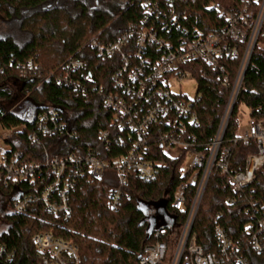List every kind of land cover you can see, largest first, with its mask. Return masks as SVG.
Wrapping results in <instances>:
<instances>
[{
  "label": "built area",
  "instance_id": "built-area-1",
  "mask_svg": "<svg viewBox=\"0 0 264 264\" xmlns=\"http://www.w3.org/2000/svg\"><path fill=\"white\" fill-rule=\"evenodd\" d=\"M167 12L157 3L142 4L143 17L130 23L116 37L105 40L92 37L87 46L95 57L108 62L110 67L107 87L98 86L102 108L109 114L107 128L98 135L95 148L76 151L64 148L59 141L75 142L76 130L52 108L39 111L31 119L28 139L41 147L42 159L28 162L20 151H13V137L26 125L4 129L0 127V197L8 204L9 214L24 215L32 205L56 217L70 214L68 197L75 188L76 179L94 180L110 167L118 187L108 197L107 206L114 210L122 201V188L127 174L138 180H155L168 161L180 162V183L172 196L171 207L184 214L179 228L160 227L153 231V243L142 247L135 264H250L248 252L264 254V212L250 215L253 222L243 226L238 239L227 236L224 229L213 228L214 250L206 252L197 245L192 233L207 182L211 174L223 177L229 174L230 151L221 148L223 132L231 105L235 102L245 69L255 47L264 53V0H209L206 8L213 12L207 30L181 28L174 36L162 37L157 22L166 33V15L179 27L171 0L166 1ZM239 59L238 70L230 84L226 63ZM200 62L218 72L222 89L229 91L227 105L220 126L211 143L204 150L195 147L188 126L196 123L193 98L172 93L169 82L189 76L184 66ZM64 81L86 93L77 75L91 84L86 63L72 59L62 67ZM73 75V79L71 77ZM59 80V78H56ZM227 119V120H226ZM129 145L125 154L108 158L110 144ZM54 140L47 146L44 141ZM244 147L254 146L255 152L245 157L243 168L230 177L231 194L225 202L235 205L242 191L250 186L255 172L264 164V121L248 119L240 126L237 138ZM64 150V154L50 155ZM193 185L191 196L187 193ZM26 187V188H24ZM244 213H250L243 207ZM7 225L0 230V236ZM38 264H80L77 246L71 241L55 237L50 232L36 233L31 239ZM13 253L0 242V264H8Z\"/></svg>",
  "mask_w": 264,
  "mask_h": 264
},
{
  "label": "trees",
  "instance_id": "trees-1",
  "mask_svg": "<svg viewBox=\"0 0 264 264\" xmlns=\"http://www.w3.org/2000/svg\"><path fill=\"white\" fill-rule=\"evenodd\" d=\"M55 0H0V17L20 18L19 29L30 36L22 43L13 37L0 38V127L11 129L22 124L26 128L13 137L12 150L20 151L28 162L42 159L41 147L31 144L28 134L31 119L43 109L52 108L76 130L75 142L59 141L64 148L86 151L98 144V135L107 128L109 114L102 108V97L98 86L107 87L110 67L108 62L97 59L87 44L94 36L110 40L122 32L128 24L137 23L143 17L144 2L157 3L167 12L168 0H126L118 10L116 21L105 10L89 12L82 3L74 1L79 10L75 16L58 6L42 8ZM179 27L172 25L166 15L165 24L171 28L166 33L157 22V32L162 37H175L195 28L207 30L213 12L206 6L209 0H171ZM34 10L22 17L21 10ZM177 37L173 38V41ZM72 59L86 63V74L90 73L91 84L77 75L86 93L64 81L62 67ZM239 59L226 63L233 83ZM184 70L196 82L193 113L196 123L188 126L195 147L204 150L217 133L224 114L229 91L222 89L218 72L200 62L184 66ZM72 79L74 78L71 75ZM59 78V80H56ZM74 80V79H73ZM17 96L25 97L27 103L13 108ZM248 110V119L264 121V53L254 48L245 69L241 86L223 132L221 148H228L229 174L218 177L211 174L197 211L192 233L197 245L206 252L214 250L213 228L221 226L227 236L236 240L247 223L264 212V164L254 174L253 182L241 193L235 205H227L226 197L231 194L230 177L243 168L247 155L255 152L254 146L244 147L233 143L239 128V106ZM32 111L31 117L29 112ZM54 140L44 141L47 146ZM119 147L110 144L106 157L125 154L129 139ZM64 154V150L51 151L50 155ZM180 162L168 161L167 167L151 181L138 180L127 174V183L122 188V201L117 209L108 208L110 192L118 187L115 173L106 167L102 176L94 180L76 179L69 194L70 214L56 217L32 205L24 215L9 214L4 217L6 230L0 242L13 253L8 264H38L31 242L39 232H50L55 237L74 243L79 251L80 264H135L143 246L153 243V231L160 227L179 228L184 223V214L171 207L172 196L178 185L185 181L181 175ZM193 185L188 189L191 196ZM26 188V187H24ZM164 205V212L157 205ZM247 207L250 213H244ZM250 264H264V254L248 252Z\"/></svg>",
  "mask_w": 264,
  "mask_h": 264
},
{
  "label": "rangeland",
  "instance_id": "rangeland-1",
  "mask_svg": "<svg viewBox=\"0 0 264 264\" xmlns=\"http://www.w3.org/2000/svg\"><path fill=\"white\" fill-rule=\"evenodd\" d=\"M75 0H55L54 3L45 4L42 8H47L49 6H58L63 8L69 16H75L79 10L75 9L73 6ZM82 1L87 7L88 11L94 10H105L112 16V21H116L118 17V10L123 7L126 0H77ZM34 10H21L20 14L22 17L31 14ZM20 18L12 15L9 19H3L0 17V38L3 37H13L18 43L27 41L30 36L19 29ZM196 82L194 78L187 77L181 80H172L169 82V89L172 93L184 94L188 98H193L195 96ZM25 97L17 96L15 99V104L13 108L19 107L22 103H27ZM32 111L29 112L31 117ZM248 110L245 106H239V125L245 126L248 121ZM6 222L4 221V210H0V230L4 228Z\"/></svg>",
  "mask_w": 264,
  "mask_h": 264
},
{
  "label": "flooded vegetation",
  "instance_id": "flooded-vegetation-1",
  "mask_svg": "<svg viewBox=\"0 0 264 264\" xmlns=\"http://www.w3.org/2000/svg\"><path fill=\"white\" fill-rule=\"evenodd\" d=\"M9 204L0 197V210H4V212L6 210H8Z\"/></svg>",
  "mask_w": 264,
  "mask_h": 264
},
{
  "label": "water",
  "instance_id": "water-1",
  "mask_svg": "<svg viewBox=\"0 0 264 264\" xmlns=\"http://www.w3.org/2000/svg\"><path fill=\"white\" fill-rule=\"evenodd\" d=\"M232 106H233V104L231 105V108H232ZM228 117H229V115L227 116V119H228ZM163 206L164 205H160V204L157 205V211L163 213L164 212Z\"/></svg>",
  "mask_w": 264,
  "mask_h": 264
}]
</instances>
